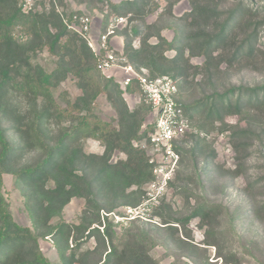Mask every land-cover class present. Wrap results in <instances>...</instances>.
I'll list each match as a JSON object with an SVG mask.
<instances>
[{
	"label": "trees",
	"instance_id": "trees-1",
	"mask_svg": "<svg viewBox=\"0 0 264 264\" xmlns=\"http://www.w3.org/2000/svg\"><path fill=\"white\" fill-rule=\"evenodd\" d=\"M86 1L107 3L109 11L102 13L101 31H105L112 18L127 17L132 23L122 37V50L130 64L137 69L146 68L153 78L169 76L176 82L177 104L196 131L174 146L180 157L179 165L187 154L195 159L204 157L199 147L204 139L199 133L204 127L212 129L218 124L220 133H228V141L236 153L237 166L227 174L232 177L242 174L251 143L258 142L264 149V83L224 88L217 76L222 64L226 68L252 67L263 57L264 52L256 48L261 23L257 22L252 7L237 2L223 11L219 8L223 0H189L191 10L177 19L178 24L158 25L145 22L158 9L154 0ZM165 1V11L173 17L171 10L179 0ZM22 3V0H0V264H49L39 247V240L46 237L64 250L70 247V239L73 242L68 255L60 253L61 264H155L144 240L135 234L124 245L116 244L112 220L101 216L102 211L110 214L118 206L140 203L142 186L152 180V168L144 152L132 145L134 141L147 139L152 131L153 124L148 123L151 109L142 102L133 108L128 106L119 86L98 69L99 57L80 35L67 30L53 6L24 14ZM57 4L66 19L74 13L81 14L67 12L62 0H57ZM165 28L172 29L171 40L162 34ZM136 39L139 43L134 47ZM44 51L51 59L50 67L36 61ZM169 51L175 53L171 58L166 56ZM194 57L203 58L200 67L191 64ZM197 71L203 80L195 86L209 87L211 91H202L186 102L185 96L192 86L190 73L195 75ZM68 77L80 92L74 102L65 92L54 96V91ZM129 94L140 95L136 85L129 88ZM99 96H104L115 110L116 127L95 116L94 105ZM194 115L202 122L197 127ZM227 116H237L245 126L227 124ZM53 123L59 130H52ZM9 133L16 139L10 138ZM87 139L99 142L103 153L86 154L81 141ZM189 140L194 141V146L186 149ZM212 143L210 158L216 154ZM31 153L35 156L32 162L18 165L24 154ZM114 153L124 154L125 159L111 162ZM262 159L264 163V156ZM4 174L16 176L30 191L32 228L13 220L2 194ZM50 181L52 185L47 187ZM254 185L246 180L245 195L253 215L262 221L264 203L253 196ZM132 187L136 190L127 193ZM73 198L85 200L79 223L59 222L52 226L51 219L58 217ZM217 208L199 205L180 218L162 203L156 215L162 218L166 230L175 233L180 227L188 239L187 224L198 218L203 227L209 223L210 210ZM84 235L95 240L94 249L80 250L79 241ZM205 243L211 242L205 239ZM225 263L237 264L232 259Z\"/></svg>",
	"mask_w": 264,
	"mask_h": 264
},
{
	"label": "rangeland",
	"instance_id": "rangeland-1",
	"mask_svg": "<svg viewBox=\"0 0 264 264\" xmlns=\"http://www.w3.org/2000/svg\"><path fill=\"white\" fill-rule=\"evenodd\" d=\"M45 1L48 2V0H37V3L42 4ZM107 1L119 2L121 0ZM154 1L157 2L158 9L154 14L146 17L145 22L148 24L156 22H158V25L159 23L160 25L169 22L175 23L191 10L189 0H179L171 10L173 16L171 17L165 11V0ZM22 2L25 3L24 0ZM237 2L249 4L255 11L256 20L261 23L256 48L264 52V0H223L219 8L226 11L231 9ZM62 3L67 12H80L88 15L92 20L95 34L102 29V13L109 11L105 7L106 2L92 3L86 0H62ZM51 7L52 5H50ZM178 23L176 22V24ZM125 29L127 28H120L117 30L116 35L122 38ZM162 34L167 40H171L173 37L171 28H165ZM174 55L175 53L170 51L166 53L169 58ZM263 57L256 60L255 65L252 67L234 65L232 68H226V64H222L221 73L217 76L218 83L224 88L231 85L254 87L263 84ZM36 61L45 67L51 65V59L46 51L39 53ZM190 62L193 66L200 67L203 58L194 57ZM190 74L189 82L192 81V86L188 87L190 91L185 96L186 102H190L193 97L199 96L202 91L206 93L211 91L209 87L200 88L195 86L203 80L199 71L195 75ZM63 92L67 93L71 102H74L80 95L71 77H68L54 91V96L57 97ZM125 101L130 108L138 104L137 97H126ZM94 114L100 121L109 123L113 128L116 127V112L104 96H99L96 100ZM225 120L229 125L245 126L237 116H227ZM193 123L196 126L202 122L199 121L197 115H194ZM219 126L215 124L212 129L204 127L205 129L201 130L199 137L204 140L199 142V147L202 149L204 157L195 159L192 154H187L176 171L172 182L173 187L170 186L168 193L162 199L155 196L151 202H147L144 191L146 184H144L141 188L144 194L137 205L118 206L110 214L101 212L102 218L108 216L112 220L116 244L124 245L127 239L135 234L138 238L144 240L148 255L154 260L155 264H226L225 260L229 259L237 264H264V220L259 221L256 219L252 212L250 200L245 195L246 180L248 179L249 182L255 184L252 192L253 196L256 197L255 199L258 202L264 203V181L261 180L264 177L262 159L264 149L258 142L251 143L242 165L243 173L236 177L229 176L227 171L233 170L237 166L236 153L233 150L232 143L230 144L228 141V133H220ZM52 130L57 131L59 128L53 123ZM9 137L16 139L13 133H9ZM212 142L216 154L215 157L210 158L209 144ZM81 146L86 154L100 155L104 151L103 146L93 139L81 141ZM193 146L194 141L189 140L185 148L190 149ZM34 157L33 153L24 154L18 165L30 163ZM205 157L207 158L205 159ZM124 159L125 155L121 153H114L111 156V162L113 163ZM51 185V181L46 184L47 187ZM135 190L136 188L132 187L127 193ZM29 193L30 191L20 184L16 176L3 175L2 194L8 204L13 220L21 226L32 228L29 213L32 201ZM162 203L169 206L173 216L180 218L190 214L199 205L218 206V208L210 210L209 223H204L203 227H200L198 218L192 219L186 226L189 234L187 239L184 237L181 228L176 224L170 226L178 227V232L173 233L166 230V226L162 224V218L156 215V211ZM128 207L135 208L132 215L124 213V210ZM84 208L85 200L83 198H73L58 217L51 219L50 224L54 226L59 222H64L69 225H77ZM116 216L119 218H116ZM132 217L134 219H130ZM99 229L102 230L103 228L99 227ZM205 239L211 242L210 245H205ZM72 243L70 239L68 249H59L52 238L46 237L39 240V247L49 264H61L60 253L63 251L68 255L74 245ZM79 244L81 251L95 248V240L86 238V235L81 238Z\"/></svg>",
	"mask_w": 264,
	"mask_h": 264
},
{
	"label": "built area",
	"instance_id": "built-area-1",
	"mask_svg": "<svg viewBox=\"0 0 264 264\" xmlns=\"http://www.w3.org/2000/svg\"><path fill=\"white\" fill-rule=\"evenodd\" d=\"M24 1L22 5L24 14L49 10L52 5L61 15L67 30L80 35L91 51L99 57L98 69L119 86L123 98L137 97L138 103L142 102L151 109L148 123L153 124L152 131L147 139L141 142L134 141L132 145L144 152L152 168V180L144 186L145 200L151 202L155 196L162 199L168 193L179 167L180 157L174 146L186 135L196 133L188 116L175 99L178 93L176 82L169 76L153 78L146 68H135L128 62L123 48L119 50L111 45V39L116 36L117 30L122 27L130 30L132 23L128 22L127 17L110 19L105 31H99L95 35L92 20L84 13L80 15L74 13L66 19L60 12L56 0H48L42 4L37 3V0ZM138 43L136 39L133 46L137 47ZM133 85L137 86L140 95L129 94V88ZM134 212L135 208L128 207L124 210L127 215Z\"/></svg>",
	"mask_w": 264,
	"mask_h": 264
},
{
	"label": "crops",
	"instance_id": "crops-1",
	"mask_svg": "<svg viewBox=\"0 0 264 264\" xmlns=\"http://www.w3.org/2000/svg\"><path fill=\"white\" fill-rule=\"evenodd\" d=\"M99 31H101V30H99ZM94 34H95V32H94ZM97 34H95V35H97ZM111 45L114 48L121 50L123 47V38L116 35L114 38L111 39Z\"/></svg>",
	"mask_w": 264,
	"mask_h": 264
}]
</instances>
